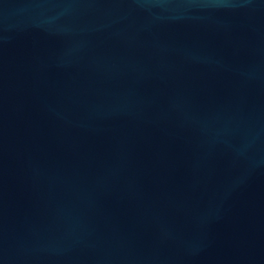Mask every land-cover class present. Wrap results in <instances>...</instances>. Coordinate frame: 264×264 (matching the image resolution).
I'll return each mask as SVG.
<instances>
[{"label":"water","instance_id":"95a60500","mask_svg":"<svg viewBox=\"0 0 264 264\" xmlns=\"http://www.w3.org/2000/svg\"><path fill=\"white\" fill-rule=\"evenodd\" d=\"M0 264H264V0H0Z\"/></svg>","mask_w":264,"mask_h":264}]
</instances>
